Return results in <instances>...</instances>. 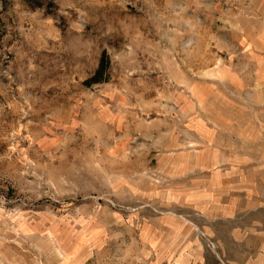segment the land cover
Wrapping results in <instances>:
<instances>
[{
	"label": "rangeland",
	"instance_id": "obj_1",
	"mask_svg": "<svg viewBox=\"0 0 264 264\" xmlns=\"http://www.w3.org/2000/svg\"><path fill=\"white\" fill-rule=\"evenodd\" d=\"M0 264H264V0H0Z\"/></svg>",
	"mask_w": 264,
	"mask_h": 264
},
{
	"label": "trees",
	"instance_id": "obj_2",
	"mask_svg": "<svg viewBox=\"0 0 264 264\" xmlns=\"http://www.w3.org/2000/svg\"><path fill=\"white\" fill-rule=\"evenodd\" d=\"M104 57H105V56H103V57L101 58V62H100V63H101V66H100V68H99V70H98V73H97V74H99V71H100L101 67H102V66H103V64H104V63H103V61H104Z\"/></svg>",
	"mask_w": 264,
	"mask_h": 264
}]
</instances>
